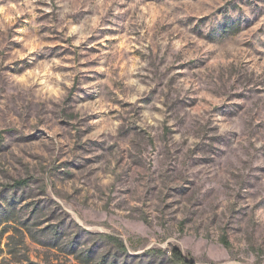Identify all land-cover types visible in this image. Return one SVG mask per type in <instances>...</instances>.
I'll return each instance as SVG.
<instances>
[{
    "label": "rangeland",
    "instance_id": "374dc122",
    "mask_svg": "<svg viewBox=\"0 0 264 264\" xmlns=\"http://www.w3.org/2000/svg\"><path fill=\"white\" fill-rule=\"evenodd\" d=\"M174 247L264 264V0H0V264Z\"/></svg>",
    "mask_w": 264,
    "mask_h": 264
},
{
    "label": "trees",
    "instance_id": "16d2710c",
    "mask_svg": "<svg viewBox=\"0 0 264 264\" xmlns=\"http://www.w3.org/2000/svg\"><path fill=\"white\" fill-rule=\"evenodd\" d=\"M18 185H24L25 181H19L17 182ZM101 240H104L106 242H109L108 244L113 246V249L116 250V253H127L125 249L124 243L117 237L111 236V235H101ZM226 244H228L227 241H225ZM151 257H163L165 254H167L165 251L161 249H150L148 251ZM170 261L173 264H194V262L191 259H188L181 250L174 247L171 251V258Z\"/></svg>",
    "mask_w": 264,
    "mask_h": 264
}]
</instances>
